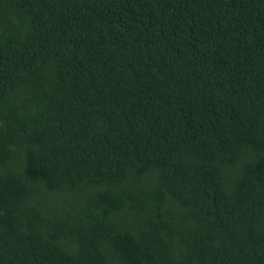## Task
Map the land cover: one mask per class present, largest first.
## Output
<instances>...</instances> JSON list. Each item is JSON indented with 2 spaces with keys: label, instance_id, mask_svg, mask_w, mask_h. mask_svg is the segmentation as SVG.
Segmentation results:
<instances>
[{
  "label": "trees",
  "instance_id": "obj_1",
  "mask_svg": "<svg viewBox=\"0 0 264 264\" xmlns=\"http://www.w3.org/2000/svg\"><path fill=\"white\" fill-rule=\"evenodd\" d=\"M0 264H264V0H0Z\"/></svg>",
  "mask_w": 264,
  "mask_h": 264
}]
</instances>
